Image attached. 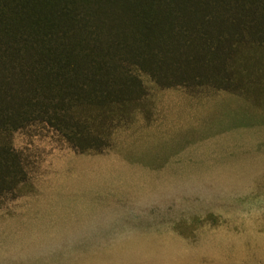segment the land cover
<instances>
[{
  "label": "rangeland",
  "instance_id": "obj_1",
  "mask_svg": "<svg viewBox=\"0 0 264 264\" xmlns=\"http://www.w3.org/2000/svg\"><path fill=\"white\" fill-rule=\"evenodd\" d=\"M233 66L227 89L206 79L161 88L142 75L148 95L115 128L97 118L106 145L91 150L42 121L15 131L27 178L0 199V264H264V177H209L204 161L213 144L250 159L248 170L264 157V49L241 47ZM140 117L142 127L160 123L159 142L139 139ZM146 144L190 159L161 179L176 200L161 201L155 219L123 207L124 165L138 164Z\"/></svg>",
  "mask_w": 264,
  "mask_h": 264
},
{
  "label": "trees",
  "instance_id": "obj_2",
  "mask_svg": "<svg viewBox=\"0 0 264 264\" xmlns=\"http://www.w3.org/2000/svg\"><path fill=\"white\" fill-rule=\"evenodd\" d=\"M243 46L264 49V0H0V199L27 178L18 129L42 121L79 152L104 146L95 120L126 123L142 75L231 88Z\"/></svg>",
  "mask_w": 264,
  "mask_h": 264
},
{
  "label": "crops",
  "instance_id": "obj_3",
  "mask_svg": "<svg viewBox=\"0 0 264 264\" xmlns=\"http://www.w3.org/2000/svg\"><path fill=\"white\" fill-rule=\"evenodd\" d=\"M140 122L139 126L142 127L141 117ZM159 127L160 123L158 125H145L138 134L139 139L146 143H149V141L159 142L162 139L160 135L163 134L161 132L162 129H159ZM173 138V133H171L164 140H169L166 143L171 146ZM148 145L150 144L140 147L138 164L129 162L124 165L125 177L130 179L129 184L132 187L124 193L125 204L123 207L128 211L134 212L135 215H139L138 212H140L141 216L155 219L157 217L156 212L163 208L161 201L172 203L176 200L171 197V187L163 194V182L161 179L179 177L180 162H189L190 159L186 157L180 159L177 151L173 153L171 149H167L163 154H158L157 145L155 148ZM227 148L225 147L224 150L221 144H213L207 149L209 156L204 161L206 162V171L210 172L208 174L209 177H264V157L254 156L251 159V168L248 170V166H244L243 162H248L250 159H237L233 157L235 154L228 152ZM152 150H154V153ZM136 179L139 180V192L136 189ZM165 184L168 186V182ZM171 184L170 182V186ZM236 198L241 200L243 195Z\"/></svg>",
  "mask_w": 264,
  "mask_h": 264
}]
</instances>
